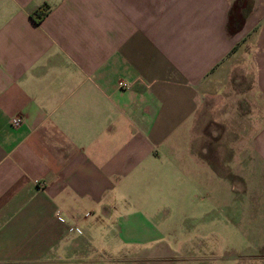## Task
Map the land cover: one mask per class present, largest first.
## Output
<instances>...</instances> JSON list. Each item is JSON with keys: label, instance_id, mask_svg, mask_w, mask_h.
I'll return each mask as SVG.
<instances>
[{"label": "crops", "instance_id": "1", "mask_svg": "<svg viewBox=\"0 0 264 264\" xmlns=\"http://www.w3.org/2000/svg\"><path fill=\"white\" fill-rule=\"evenodd\" d=\"M235 1L0 0V264L176 256L145 210L169 202L178 161L213 171L174 143L195 140L199 87L259 23L264 101V0L230 34Z\"/></svg>", "mask_w": 264, "mask_h": 264}, {"label": "rangeland", "instance_id": "2", "mask_svg": "<svg viewBox=\"0 0 264 264\" xmlns=\"http://www.w3.org/2000/svg\"><path fill=\"white\" fill-rule=\"evenodd\" d=\"M232 8L238 28L249 19L260 21L263 6L244 0L235 1ZM260 28L259 23L198 89L195 140H176L174 144L183 155L192 151L202 156L213 171L185 168L178 161L176 171L169 172V202L145 211L164 236L156 246L177 254L166 261L150 262L264 264V160L260 153L264 152V140H245L250 132L255 136L259 131L251 128V120L260 122L264 116L258 66L251 59V44ZM214 171L222 176V183ZM130 256L104 259L108 263L119 259L118 263L125 264Z\"/></svg>", "mask_w": 264, "mask_h": 264}, {"label": "trees", "instance_id": "3", "mask_svg": "<svg viewBox=\"0 0 264 264\" xmlns=\"http://www.w3.org/2000/svg\"><path fill=\"white\" fill-rule=\"evenodd\" d=\"M241 1H244V0H237L236 2L239 3ZM235 7V6H234ZM233 9L234 8H231V12H230V16H229V25H228V29H229V32L230 34H234L236 33L237 31H239L243 25H241V27H236V24H235V20H234V17L232 16V12H233ZM49 6L47 4L43 5L41 8H39L35 13H34V17H35V20L36 22H40L44 17H46L49 13ZM233 27V28H232ZM231 28V29H230ZM238 49V46L235 47L232 51V53L236 52Z\"/></svg>", "mask_w": 264, "mask_h": 264}, {"label": "built area", "instance_id": "4", "mask_svg": "<svg viewBox=\"0 0 264 264\" xmlns=\"http://www.w3.org/2000/svg\"><path fill=\"white\" fill-rule=\"evenodd\" d=\"M10 124L13 128H20L23 124L22 118L19 116H15L11 118Z\"/></svg>", "mask_w": 264, "mask_h": 264}]
</instances>
